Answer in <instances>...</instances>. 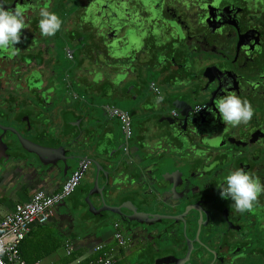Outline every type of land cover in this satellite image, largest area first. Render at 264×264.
<instances>
[{
	"label": "flooded vegetation",
	"instance_id": "flooded-vegetation-1",
	"mask_svg": "<svg viewBox=\"0 0 264 264\" xmlns=\"http://www.w3.org/2000/svg\"><path fill=\"white\" fill-rule=\"evenodd\" d=\"M0 5L25 21L22 42L0 50L8 187L47 191L81 163L76 202L59 210L87 216L113 261L264 264V194L241 213L218 188L238 168L264 184V0ZM42 8L62 20L54 36L40 33ZM228 93L250 102L247 124L216 113Z\"/></svg>",
	"mask_w": 264,
	"mask_h": 264
},
{
	"label": "crops",
	"instance_id": "crops-1",
	"mask_svg": "<svg viewBox=\"0 0 264 264\" xmlns=\"http://www.w3.org/2000/svg\"><path fill=\"white\" fill-rule=\"evenodd\" d=\"M2 174L0 172V176ZM59 187L48 188L45 192H53ZM23 192V190L8 187L6 182L0 179V216L11 210L15 203L27 200L33 191L27 196L22 195ZM69 199L68 203L76 202L75 199L74 201ZM59 207L61 204L54 206L53 210ZM60 212L59 210V214L52 213L50 218L42 224L32 225L20 241L18 253L25 264H87L102 254L113 259V248L109 241L101 231L88 229L87 216L62 217ZM113 241L116 243L114 238ZM97 245L100 249L96 251L94 247ZM112 264H119V262L117 259L112 260Z\"/></svg>",
	"mask_w": 264,
	"mask_h": 264
},
{
	"label": "clouds",
	"instance_id": "clouds-1",
	"mask_svg": "<svg viewBox=\"0 0 264 264\" xmlns=\"http://www.w3.org/2000/svg\"><path fill=\"white\" fill-rule=\"evenodd\" d=\"M40 17L38 27L42 36L51 37L60 30L62 20L57 14L48 11L47 8H42ZM23 29H25V21L21 8L6 10L0 5V50L15 48V45L20 44ZM163 99L162 94L157 95L154 98L155 107L158 108ZM215 109L222 122L232 127L239 126L241 123L247 124L254 115L250 102L246 99L242 100L234 93L219 97L215 101ZM218 188L220 197L233 201V207L241 213L250 211L254 203L258 202L259 195L264 194V184L258 177L252 176L243 168L231 171L225 177V182ZM2 251L0 249V252Z\"/></svg>",
	"mask_w": 264,
	"mask_h": 264
},
{
	"label": "built area",
	"instance_id": "built-area-1",
	"mask_svg": "<svg viewBox=\"0 0 264 264\" xmlns=\"http://www.w3.org/2000/svg\"><path fill=\"white\" fill-rule=\"evenodd\" d=\"M82 168L83 165L79 163L57 190L48 193L37 189L27 200L15 203L11 210L0 216V249L3 250L0 252V264H25L18 253L20 241L32 225L46 222L52 215L54 206L73 191ZM113 238L117 244L122 243L118 231L113 233ZM94 249L97 251L100 246L97 245ZM87 264H112V259L102 254Z\"/></svg>",
	"mask_w": 264,
	"mask_h": 264
},
{
	"label": "water",
	"instance_id": "water-1",
	"mask_svg": "<svg viewBox=\"0 0 264 264\" xmlns=\"http://www.w3.org/2000/svg\"><path fill=\"white\" fill-rule=\"evenodd\" d=\"M16 136H17L19 142L21 143V148H24V149L29 150V151H34L35 153H37L34 149L29 148L28 146H25V143H26V142H25L22 138H20L18 135H16ZM60 204H62V203H61V202H60V203H57V204L55 205V207H57V206L60 205ZM100 230H101V229H100Z\"/></svg>",
	"mask_w": 264,
	"mask_h": 264
},
{
	"label": "rangeland",
	"instance_id": "rangeland-1",
	"mask_svg": "<svg viewBox=\"0 0 264 264\" xmlns=\"http://www.w3.org/2000/svg\"><path fill=\"white\" fill-rule=\"evenodd\" d=\"M73 199V198H72ZM68 200H70L69 198L68 199H66V201H68ZM74 200V199H73ZM62 207V206H61ZM57 213V214H59V209L57 208V209H54L53 210V212L52 213ZM78 230H80V228H78Z\"/></svg>",
	"mask_w": 264,
	"mask_h": 264
}]
</instances>
